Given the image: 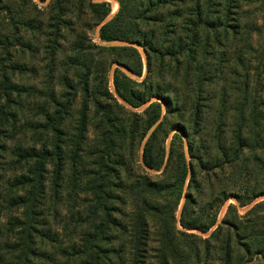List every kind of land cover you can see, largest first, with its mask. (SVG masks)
Wrapping results in <instances>:
<instances>
[{
  "label": "trees",
  "instance_id": "obj_1",
  "mask_svg": "<svg viewBox=\"0 0 264 264\" xmlns=\"http://www.w3.org/2000/svg\"><path fill=\"white\" fill-rule=\"evenodd\" d=\"M118 2L0 0V264H264V0Z\"/></svg>",
  "mask_w": 264,
  "mask_h": 264
},
{
  "label": "rangeland",
  "instance_id": "obj_2",
  "mask_svg": "<svg viewBox=\"0 0 264 264\" xmlns=\"http://www.w3.org/2000/svg\"><path fill=\"white\" fill-rule=\"evenodd\" d=\"M36 1L39 2V5H45V4H47L50 0H46V1H44V2H40L39 0H36ZM94 1H108V2L110 3V5H111V13H110V14L104 19V22H105V21H108L109 19H111V18L117 13V11H118V9H119V2H118V0H94ZM116 5H117V7H116ZM100 26H101V24H97V25H95V27L91 28L90 31H88L90 37H92V39H93L95 42H97V43H101V44H112V45H119V44H122V45H134V46H136V47L139 49V51H140V53H141V55H142V60H143V76L139 78V81L142 80V79H144L145 77H147L148 74H149L151 71H150L149 68H148V64H147L148 58H147V55H146V52H145L144 48H143L142 46H140V44H138V43H134V42H124V41H114V42H111V43L102 42V41L100 40V38H99V28H100ZM158 65H160V63H158ZM115 67H119V68H121L124 72H126L127 74H129L132 78H136V76L133 75V73H131V71H130L127 67H125V66L122 65V64L115 63V64L113 65L112 69H111V72H110V79H111V80H110V82H109L110 90H111L113 93H115V89H114V84H113V80H112V74H113V69H114ZM151 100H152V101H153V100H160V101L163 103V110H165L166 105H165L163 99H161V98H159V97H152ZM120 101L123 102L121 99H120ZM148 103H149V102H146V103H144V105H142V106H140V107H138V108H132V109L137 110V111H141L142 109H144V108L148 105ZM174 131H178V130L176 129V130H174ZM174 131H172V132L170 133V135H169V137H168V139H167V141H166V151L169 150V142H170V140H171V135H172V133H173ZM142 149H143V147H142V145H141V146L139 147L138 155H137V156H139V157L141 156V154H142ZM166 159H167V155L164 157V164H163V166L165 165ZM187 159H190V155H189L188 152H187ZM147 170H148L150 173H153V174H158V172L161 171V170L156 171V170L149 169V168H147ZM185 190H186V187H185V189H184V194H185ZM260 200H264V196H261V197H258V198H256V199H254L251 203H249V204H248L247 206H245V207H241V208H240V212H241V213L246 212L248 209H250V207H252L256 202H258V201H260ZM183 201H184V199L182 200V202H181V204H180V206H179V209H178V211L176 212L177 217H179V215H180V210H181V206H182V204H183ZM230 202H234V200H233V199L228 200V201L224 204V206L222 207V209L220 210L219 221L224 217L225 212H226L227 207H228V204H229ZM178 228H179V229H183L180 225H178ZM194 231L197 232V233H200V231H198V230H194ZM209 233H210V232L205 233V234H203V235L206 236V235H208Z\"/></svg>",
  "mask_w": 264,
  "mask_h": 264
},
{
  "label": "bare ground",
  "instance_id": "obj_3",
  "mask_svg": "<svg viewBox=\"0 0 264 264\" xmlns=\"http://www.w3.org/2000/svg\"><path fill=\"white\" fill-rule=\"evenodd\" d=\"M116 7H117V5H116Z\"/></svg>",
  "mask_w": 264,
  "mask_h": 264
}]
</instances>
